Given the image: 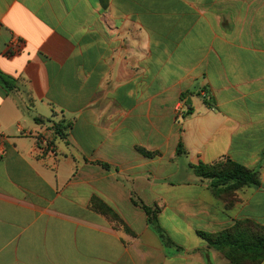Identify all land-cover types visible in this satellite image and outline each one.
Listing matches in <instances>:
<instances>
[{
	"label": "crops",
	"instance_id": "crops-1",
	"mask_svg": "<svg viewBox=\"0 0 264 264\" xmlns=\"http://www.w3.org/2000/svg\"><path fill=\"white\" fill-rule=\"evenodd\" d=\"M0 71V264H228L199 232L264 226V0H0ZM224 159L261 175L231 207Z\"/></svg>",
	"mask_w": 264,
	"mask_h": 264
},
{
	"label": "trees",
	"instance_id": "trees-1",
	"mask_svg": "<svg viewBox=\"0 0 264 264\" xmlns=\"http://www.w3.org/2000/svg\"><path fill=\"white\" fill-rule=\"evenodd\" d=\"M0 83L6 91L17 88L16 80L0 71ZM59 127V126H58ZM178 154L185 153L179 145ZM145 153V152H144ZM195 173L202 179L211 181L214 194L225 201L228 207L238 201V191L246 187H259V171L250 169L231 159H224L213 164L199 163L194 167ZM93 207L106 216L118 228L132 233L121 217L109 206L94 199ZM147 215L148 224L159 235L166 246H176L161 227L157 206L140 204ZM209 247L218 250L228 264H262L264 262V226L252 219L237 220L228 228L219 232H199Z\"/></svg>",
	"mask_w": 264,
	"mask_h": 264
},
{
	"label": "rangeland",
	"instance_id": "rangeland-1",
	"mask_svg": "<svg viewBox=\"0 0 264 264\" xmlns=\"http://www.w3.org/2000/svg\"><path fill=\"white\" fill-rule=\"evenodd\" d=\"M161 222V226L165 227L166 231H168L174 237V239L182 242L187 241V236H184L176 229L178 228L176 221H174L173 219L170 220L167 215H164L161 219Z\"/></svg>",
	"mask_w": 264,
	"mask_h": 264
},
{
	"label": "built area",
	"instance_id": "built-area-1",
	"mask_svg": "<svg viewBox=\"0 0 264 264\" xmlns=\"http://www.w3.org/2000/svg\"><path fill=\"white\" fill-rule=\"evenodd\" d=\"M1 138H2V135L0 134V139H1ZM2 153H3V152H2V151H0V155H2Z\"/></svg>",
	"mask_w": 264,
	"mask_h": 264
}]
</instances>
